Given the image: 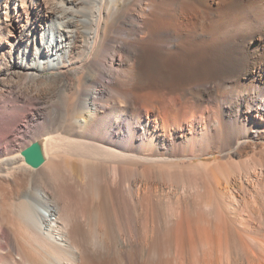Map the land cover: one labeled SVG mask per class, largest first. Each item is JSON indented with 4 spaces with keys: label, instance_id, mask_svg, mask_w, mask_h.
Instances as JSON below:
<instances>
[{
    "label": "bare ground",
    "instance_id": "1",
    "mask_svg": "<svg viewBox=\"0 0 264 264\" xmlns=\"http://www.w3.org/2000/svg\"><path fill=\"white\" fill-rule=\"evenodd\" d=\"M19 1L0 50V264H85L76 242L107 238L146 264L165 201L207 226L193 263L264 264V0Z\"/></svg>",
    "mask_w": 264,
    "mask_h": 264
},
{
    "label": "rangeland",
    "instance_id": "2",
    "mask_svg": "<svg viewBox=\"0 0 264 264\" xmlns=\"http://www.w3.org/2000/svg\"><path fill=\"white\" fill-rule=\"evenodd\" d=\"M32 1L33 0H21L19 2L21 3V5L24 6L25 10L32 12V10L35 11L37 9L35 6H33V4H32V7H31L30 4H31ZM17 3H18V1H17ZM13 5L14 4L11 3V0H0V10L2 9V13L0 14V50H2V48H3L5 50L9 51L10 45H11L14 37L16 36V29L14 27V24L11 23L9 25V23L11 21L10 20L9 21L6 20V19H10L12 17V14H13L12 12L14 11ZM25 15H26V13H25ZM25 15H24L23 21H21V23H23V22L25 23L26 22L25 21L26 20ZM7 59H8V57H6V59H0V65L2 67H4V68L7 66V61H8ZM47 74H48V72H47ZM15 80H17V82H19L22 79L19 77V78H16ZM215 157L216 156L210 157V161L213 160ZM263 195H264V193L263 194L260 193L258 195H257V193H254V194L250 195V196H253V197H250V199L252 198V200H253V198H255L254 199L255 201H260L261 202L260 205H261V207H263V208H261L260 205H259L261 210L264 209V206H263L264 205V196ZM87 196H86L87 199H85V197L83 196V198L81 200V204H83V202L86 203V201L89 200L91 195L90 196L87 195ZM256 196H258V197H256ZM260 196H261V198L263 197L262 198L263 200L260 198ZM191 198L195 199V200L193 199L194 203H195L194 204L195 206L198 205V204H203V203L205 204L206 203L205 200L207 199L205 197H202L204 199H201V197L200 196L198 197V195L193 196ZM193 200L191 202H193ZM201 201H203V202H201ZM115 203H116V201H115ZM115 203H114V207L116 208ZM116 204L120 205V206H117V207H119V208L121 207L122 212H120V213H122V215L124 213H126V215L125 214L124 215L126 216V218H128V220L126 219L127 220V225H129L128 226L129 228L133 229L132 225L134 226L135 223L133 222L134 223L133 224L132 221H129V220H131L130 219L131 216H133V218L137 219L141 214L137 213V215H135L136 213L133 214L134 213L133 211H131L133 213H130L129 210L130 209L132 210V207H130V209H129L128 205H125L126 203H123L122 201L119 202V203H116ZM160 205L161 204H159V206ZM159 206L157 205L155 207V209H154L155 211L157 210L156 212H159V213H155V211L153 210V211L150 212L151 216L148 217L149 219H150V217H151V219H153V218L154 219L156 218V219L154 221H150L149 220L151 223H149L148 220L146 219L147 222H148L147 226L154 227L153 229H151V227L150 228L146 227V225H145L146 221H144L145 223H142L143 219L145 220V218H146L145 214H144L145 218H143L144 216L141 215L142 216V220L140 219V221H138V222L136 221V224H137L138 228L140 227V232L141 233H144V231H145L144 230L145 228H143V224L148 230L150 229V230H152L155 233L154 234V233L151 232L155 236V237L153 236L154 237L153 238L151 233L149 234V232L146 229V232L148 233V236H147V238H145V236H143L144 237L143 239H145V240H142V235H144V234L140 235V237L138 239L139 240L138 243L141 244L140 245L141 247L144 244V247H145L144 248L145 251L142 252L143 251V249H142L141 254H140L141 256L139 255L140 258L143 259L144 263H146V264H149V263L150 264H152V263L153 264H160V263L161 264H169V263H171V264L172 263H174V264H179V263L182 264V261H185V264H192L194 262L192 260H198L201 256H203V254H204V252L206 251V248H207L206 239L203 242L201 240H204V239L198 240L199 238H197V240H196V238L194 239L193 237H195V236L197 237V233L200 230L203 231L204 229H206L207 226H204L205 227L204 228V227H202V225H200V226L194 225V224L189 223L187 221L186 222L185 221L184 222H177L174 219V216H173L174 212L173 211H172L173 214L170 215L171 214L170 211L174 210L175 206L172 209H170L172 207V205H171V203H169L167 201L163 202L162 205L160 206V208H159ZM157 207H158V209H157ZM126 208H128V209H126ZM204 208H205V206H204ZM116 209H117V211L121 210V209L118 210V208H116ZM127 212L132 214V215L129 216ZM152 212H154L153 214H155V216H157V215H159V216H157V217L153 216ZM167 213H169V214H167ZM263 214H264V212H263ZM171 216H172L173 219L171 218ZM139 218H138V220H139ZM127 225L125 223V227L126 228H127ZM116 227H118V226L116 225ZM116 227L114 226L113 229L116 228ZM199 227L200 228H204V229H200L199 230ZM84 228H85V230L89 231L88 230L89 227L87 225L84 226ZM115 230H118V229L116 228ZM142 230H144V231H142ZM149 236H151V237H149ZM149 238H152V240H150ZM107 239L106 240L108 242H106V241L105 242L104 241L96 242L97 240L93 241V242H92V240L86 241V242L80 241L79 243L76 242L77 245L78 244L80 245L79 248L81 247V249L83 251H85V248H86L87 249L86 253L88 251L87 254L85 253L83 255V257L85 258V259L83 258L84 261H85V262L84 261L83 262L85 264H91V263L92 264H128V263L131 264L132 263L133 264L132 260H133L134 256L136 255V249H134V247H133L134 242H133V244H132V242H129V241H128L129 243L127 241H125V242L122 241V242H118L117 243V241L113 240V238H107ZM146 240H148L149 242H146ZM80 243H82V244H80ZM131 246H132V248H131ZM182 247H184V248H182ZM90 249H92V250H90ZM146 249L149 250L150 252H148ZM119 258H121V259H119ZM169 258L171 260H169ZM90 261H92V262H90ZM123 261H124V263H123ZM169 261H171V262H169ZM193 264H195V263H193Z\"/></svg>",
    "mask_w": 264,
    "mask_h": 264
}]
</instances>
